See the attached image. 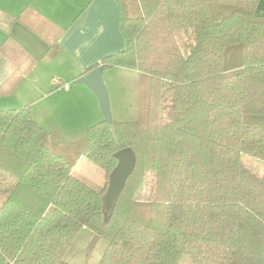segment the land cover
Here are the masks:
<instances>
[{"label": "trees", "instance_id": "1", "mask_svg": "<svg viewBox=\"0 0 264 264\" xmlns=\"http://www.w3.org/2000/svg\"><path fill=\"white\" fill-rule=\"evenodd\" d=\"M259 1L121 0L127 47L90 70L148 83L144 119L114 120L116 136L103 120L64 144L31 106L0 109V264H71L84 227L108 240L99 264H264V174L243 160L264 162ZM126 147L137 166L105 222L107 183L74 168L86 157L110 175Z\"/></svg>", "mask_w": 264, "mask_h": 264}, {"label": "crops", "instance_id": "2", "mask_svg": "<svg viewBox=\"0 0 264 264\" xmlns=\"http://www.w3.org/2000/svg\"><path fill=\"white\" fill-rule=\"evenodd\" d=\"M255 13L264 16V0ZM124 14L121 0H0V109L31 106L45 126L102 121L98 98L74 81L126 49ZM57 77L62 86H54Z\"/></svg>", "mask_w": 264, "mask_h": 264}, {"label": "rangeland", "instance_id": "3", "mask_svg": "<svg viewBox=\"0 0 264 264\" xmlns=\"http://www.w3.org/2000/svg\"><path fill=\"white\" fill-rule=\"evenodd\" d=\"M222 1L230 4L237 3V0ZM104 78L112 101L114 120L144 119L147 108L148 77L137 70L113 68L105 72ZM90 91L92 92L91 89ZM83 101L85 105L91 108V100L89 98L86 97ZM118 102H120L123 110H118ZM65 120H51V126L46 124L43 127L49 132L56 133L59 136L58 139L64 142V144L71 145L85 143L87 141L88 129L97 123H92L90 127L86 128L83 122L75 123L71 120ZM243 160L244 164L255 173L264 174V162L262 160L252 156H244ZM73 174L97 190L103 189L106 183L108 186L109 175L107 172L86 157H82L79 160ZM4 198L3 187L0 185V205ZM107 244L108 240L104 236L97 234L88 227H84L78 232L67 249L65 259L71 264H99Z\"/></svg>", "mask_w": 264, "mask_h": 264}, {"label": "water", "instance_id": "4", "mask_svg": "<svg viewBox=\"0 0 264 264\" xmlns=\"http://www.w3.org/2000/svg\"><path fill=\"white\" fill-rule=\"evenodd\" d=\"M74 83L87 86L96 95L104 120L111 125L112 133L116 136L112 101L104 78L103 68L99 66L86 72L77 78ZM115 157L118 162L109 175L108 188L104 196L105 222L110 220L117 201L126 187L127 180L137 166V155L132 147L119 150L115 153Z\"/></svg>", "mask_w": 264, "mask_h": 264}, {"label": "built area", "instance_id": "5", "mask_svg": "<svg viewBox=\"0 0 264 264\" xmlns=\"http://www.w3.org/2000/svg\"><path fill=\"white\" fill-rule=\"evenodd\" d=\"M53 83H54V86L55 87H59V86H62L63 85L62 79H60L58 77L57 78H54Z\"/></svg>", "mask_w": 264, "mask_h": 264}]
</instances>
